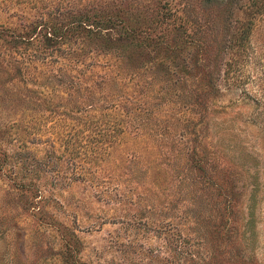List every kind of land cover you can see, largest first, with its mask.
<instances>
[{
    "label": "rangeland",
    "instance_id": "rangeland-1",
    "mask_svg": "<svg viewBox=\"0 0 264 264\" xmlns=\"http://www.w3.org/2000/svg\"><path fill=\"white\" fill-rule=\"evenodd\" d=\"M160 1L0 0V28L15 34L111 3L151 36L187 20L194 34L165 53L144 36L45 56L0 43V264H264V5L233 74L244 82L228 89L213 66L229 58L246 0H165L166 21L155 18ZM207 75L218 93L203 102ZM216 145L238 167L225 192L236 209L229 235L213 228Z\"/></svg>",
    "mask_w": 264,
    "mask_h": 264
},
{
    "label": "trees",
    "instance_id": "trees-1",
    "mask_svg": "<svg viewBox=\"0 0 264 264\" xmlns=\"http://www.w3.org/2000/svg\"><path fill=\"white\" fill-rule=\"evenodd\" d=\"M233 0H225L224 1V9H229L232 5ZM212 0H208V3H204L206 5H210ZM112 4V3H111ZM111 4H104L103 6H99L97 11L94 12V9H90L87 7H82L76 9L71 15L63 19L61 22L48 21L45 19H39L38 21H34L31 25H29L28 30L15 34L14 31H10L9 29L0 28V43L7 50H12L18 47L19 44L24 45H33L36 50L43 56L48 53H52L53 51H61L60 46L68 45L69 43L76 42L77 49L75 51H81L83 45L91 44L93 49H96L100 52H105L109 49H121L122 44L129 42V45H132V41H138L141 38L139 36H144V42H152L154 45H162L163 52L168 51L170 48H173V51H181L183 48H187L190 46L191 41L193 40L192 35H186L184 33L185 26L189 24L187 20L184 23H181L178 26H174L171 31L168 32V35L171 36V39L168 40L165 34L159 32L157 34L158 37L151 36L150 33L146 31L142 32L139 30V27L134 24L133 26H128L122 18L123 11L117 10V8ZM160 5L159 11L157 10L155 14V18H161V21L174 18L173 11L169 8L167 2L160 1L158 2ZM264 5V0H246L242 3V15L245 17V24L241 28L240 32L233 33L229 39L227 40V44L225 45V49H227V53L229 54V58L218 66H213V72L219 71V66H223V77L221 78L223 86L226 88H237L241 84H243L244 80L236 78L233 74L237 71L239 64L237 63V59L241 57V54H244V47L248 42L251 29H253V18L262 12V8ZM112 6L113 10H110ZM143 6L147 12V5H137ZM146 7V8H145ZM193 11V8H192ZM162 12V13H161ZM161 13V14H160ZM141 17H144L143 15ZM163 18V19H162ZM194 20H192L193 22ZM191 23V22H190ZM143 24V23H142ZM179 27V28H178ZM155 28V27H154ZM148 29V28H147ZM188 39V40H187ZM141 41V40H140ZM33 43V44H32ZM168 43H171V47H167ZM136 45H134L135 47ZM140 46V45H138ZM58 48V49H57ZM198 52L207 54L203 44L196 45ZM84 50V49H83ZM72 51L67 52L66 54H71ZM216 55V54H215ZM216 58V57H215ZM214 58V61H215ZM217 68V69H216ZM212 75V69L208 72ZM210 75H207L204 79V86L207 88L203 94H199L197 97L203 99H207L209 102L213 100L218 93V77L214 79L210 78ZM249 88V87H248ZM211 91L210 93L207 91ZM213 92V93H212ZM215 92V93H214ZM244 98L254 97L252 93H250V89L247 92H244ZM198 100V98H197ZM257 102V100H256ZM205 110V109H204ZM254 120H250L252 125H255L256 117ZM212 147L213 150L210 152V155H213L215 162L211 169H213L212 175L209 177L208 183L209 188L217 191L220 199L221 207L217 213V224L213 228H218L224 233H230L231 229L237 225L236 221V209L233 205V201L231 197L225 194L226 187L230 184L231 176L229 173L234 174V169L238 168L233 160L224 154L223 149L220 146ZM207 163H209L207 161ZM216 171L215 181L213 180V176ZM239 170H241L239 168ZM248 224H251L249 221ZM230 236H228V239Z\"/></svg>",
    "mask_w": 264,
    "mask_h": 264
}]
</instances>
